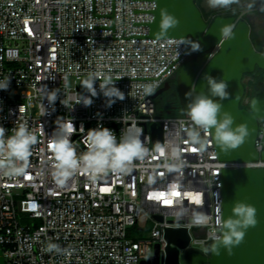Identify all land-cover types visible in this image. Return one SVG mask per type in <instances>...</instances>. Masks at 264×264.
<instances>
[{
  "label": "built area",
  "instance_id": "built-area-1",
  "mask_svg": "<svg viewBox=\"0 0 264 264\" xmlns=\"http://www.w3.org/2000/svg\"><path fill=\"white\" fill-rule=\"evenodd\" d=\"M156 9L157 0H0V82L10 80L0 90V126L10 136L25 124L37 136L26 174H0L5 264H143L156 246L157 264H165L169 227L188 230L189 242L179 255L182 250L207 255L211 236L222 235L216 224L223 217L222 171L264 168L261 158L221 160L212 131L202 133L208 145L201 153L187 138L193 126L187 115L157 112L154 93L195 52L177 46L191 38L150 36ZM218 49L216 44L207 57ZM90 74L98 77L97 96L86 107L77 102L90 93L79 83ZM105 78L124 93L110 108L99 88ZM45 88L58 90L54 110ZM58 118L76 128L71 141L77 157L88 151L87 131L98 127L112 130L117 142L125 129H141L147 155L133 161L129 173L109 171L91 181L80 171L58 184L50 148ZM151 124L162 126L160 142L153 141ZM254 147L264 150V118L258 120ZM174 150L183 164L179 171L168 167ZM185 194L199 196V203ZM193 210L207 213L206 225L192 222ZM145 230L147 236L136 238ZM50 244L62 251H50Z\"/></svg>",
  "mask_w": 264,
  "mask_h": 264
},
{
  "label": "clouds",
  "instance_id": "clouds-1",
  "mask_svg": "<svg viewBox=\"0 0 264 264\" xmlns=\"http://www.w3.org/2000/svg\"><path fill=\"white\" fill-rule=\"evenodd\" d=\"M239 0H206L209 8H229L238 3ZM251 8V5H249ZM179 25V19L169 13L166 8L160 10V24L158 38L167 36L170 29ZM220 36L224 40L233 37V27L224 25L219 29ZM186 45L190 47L191 52L201 50L198 41L192 39H182L177 42V46ZM211 56L208 57V60ZM98 77L90 74L82 82L81 86L90 93V96L80 95L81 99L77 103H83L84 106H91L93 103L91 97L97 96V90L94 83ZM207 85V94L200 92L193 95L192 91L185 94L188 100L187 116L192 122V127L186 131L187 138L191 144L196 146L203 153L207 149V139L202 133L207 134L212 131L216 145L224 153H229L242 146L249 136V129L246 124L234 125V117L228 111H223V105L220 101L230 99V93L227 91L228 83L224 79H216L208 74L203 76ZM9 78L0 82V90H7L9 87ZM100 92L106 98V106L111 107L117 100L124 99V93L115 86L112 78L101 80L99 85ZM46 89V88H45ZM57 89L48 91L46 97L49 105L53 106L57 100ZM214 98H219L216 100ZM256 104V101H253ZM57 128L51 135L50 148L56 161L54 165L53 176L58 184H64L70 177L77 172L83 171L88 175L91 181H95L101 174L112 172L124 174L132 171V162L143 160L147 155V150L140 139L142 130L130 127L124 130V135L117 142L114 132L105 127L89 129L83 139L86 140L88 151L77 157L75 146L71 141V136L76 131L74 124L63 122L58 118ZM81 126L80 130H83ZM214 130V131H213ZM6 129L0 126V174H6L10 177H19L26 174L29 168V158L32 155V146L37 143V136L31 132L25 124H20L13 128L12 135L6 136ZM159 150V146H157ZM173 163L168 165L170 170L179 171L183 167L179 160L178 153L174 150L172 154ZM264 167V165H261ZM219 198V193L215 194ZM223 202L221 201V204ZM183 211L178 213L182 216ZM191 220L195 225L204 226L209 217L207 213L200 210H193ZM257 209L246 202L235 201L232 206V215L227 219L218 216L216 224L220 226L222 235L211 236L214 243L211 251L220 254L223 248L229 255L233 254V248L238 247L244 240L245 234L250 227H256ZM49 250L61 252L59 245L50 244Z\"/></svg>",
  "mask_w": 264,
  "mask_h": 264
},
{
  "label": "water",
  "instance_id": "water-1",
  "mask_svg": "<svg viewBox=\"0 0 264 264\" xmlns=\"http://www.w3.org/2000/svg\"><path fill=\"white\" fill-rule=\"evenodd\" d=\"M162 8H166L169 13L179 19V25L170 29L166 37H188L193 41H198L201 50L197 53L208 51L219 44L218 51L210 60L207 55L200 56L184 64L179 70L176 82L183 114L187 115L188 100L185 97L187 92L192 91L193 95L200 92L207 94V85L203 80L205 74L218 80L224 79L228 83L227 91L232 98L220 101L223 105L222 110L230 112L234 117L233 127L236 124H246L249 136L242 146L227 154L221 151L215 143L218 156L225 161L247 162L258 158L264 159V150L258 153L254 147L258 120L264 118V89L250 98L249 110L241 107L246 93L243 82L244 74L253 73L256 68L264 69V54L250 41L247 21H238L234 17H217L208 24L202 19L193 0H157L155 20L150 24L151 37L158 38ZM224 25L233 26V37L228 40H224L219 33V29ZM164 89H166V82L154 93V98ZM214 99L219 100V98ZM253 101H256L255 105ZM150 127L153 141L160 142L162 126L151 124ZM222 181L223 218L227 219L232 215V206L235 201L239 200L257 209L258 223L256 227H250L247 230L243 242L233 248L232 255H229L223 248L220 249L219 255L215 254L211 251L213 242L207 255L193 252L190 264H264V168L224 169ZM157 218L162 219L160 216ZM165 238L168 242L165 264H180L179 248L187 246L188 230L186 228H166ZM158 259L159 248L156 246L154 256L143 264H157ZM0 264H5L1 247Z\"/></svg>",
  "mask_w": 264,
  "mask_h": 264
},
{
  "label": "flooded vegetation",
  "instance_id": "flooded-vegetation-1",
  "mask_svg": "<svg viewBox=\"0 0 264 264\" xmlns=\"http://www.w3.org/2000/svg\"><path fill=\"white\" fill-rule=\"evenodd\" d=\"M193 3L199 9L204 22L208 24L217 17H234L238 21L246 20L249 24L250 41L254 46H258L261 53L264 54V0H239L238 3L231 5L227 9L209 8L206 0H193ZM249 5H251V8H249ZM208 54L209 50L203 53L195 52L186 63L196 59L197 57ZM178 72L175 73L172 78L166 81V89H164L157 96L158 100L166 106L168 112H172L173 110H176L180 107L179 91L176 82ZM253 73L250 74L252 75ZM250 74H244L243 82L246 76H251ZM249 100L250 99H248L246 103L243 99L241 102V107L249 110ZM191 254V252L186 253L189 262Z\"/></svg>",
  "mask_w": 264,
  "mask_h": 264
},
{
  "label": "trees",
  "instance_id": "trees-1",
  "mask_svg": "<svg viewBox=\"0 0 264 264\" xmlns=\"http://www.w3.org/2000/svg\"><path fill=\"white\" fill-rule=\"evenodd\" d=\"M246 88V93L244 97L251 98L254 95L258 94L264 89V69L257 68L256 71L253 73L251 79L244 83ZM156 105H157V112L164 115H183L181 107L172 112H168L166 106L163 105L158 98H155Z\"/></svg>",
  "mask_w": 264,
  "mask_h": 264
},
{
  "label": "rangeland",
  "instance_id": "rangeland-1",
  "mask_svg": "<svg viewBox=\"0 0 264 264\" xmlns=\"http://www.w3.org/2000/svg\"><path fill=\"white\" fill-rule=\"evenodd\" d=\"M252 75L251 76H246L244 78V82L247 83L251 79ZM81 84L82 83H79V85H81ZM243 99L246 102V100H248L249 98L244 97ZM147 233H148L147 230H145V231L142 232V234L136 233L135 236H136V238L145 237V236H147ZM206 252L208 253V249H206ZM179 259H180V263L181 264H190V262H188V259H187V256H186V252L184 250L180 251Z\"/></svg>",
  "mask_w": 264,
  "mask_h": 264
},
{
  "label": "snow or ice",
  "instance_id": "snow-or-ice-1",
  "mask_svg": "<svg viewBox=\"0 0 264 264\" xmlns=\"http://www.w3.org/2000/svg\"><path fill=\"white\" fill-rule=\"evenodd\" d=\"M193 151H195V149H193ZM173 196H179L180 193L179 192H176V191H173L171 193ZM187 196H191V194H185ZM161 198H163V195H161ZM192 199H194L197 203H199V196H191ZM165 203H170V201H167L165 200Z\"/></svg>",
  "mask_w": 264,
  "mask_h": 264
}]
</instances>
